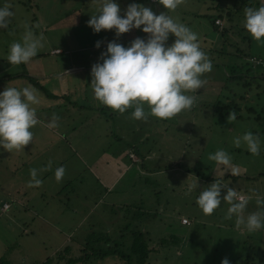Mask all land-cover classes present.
Returning <instances> with one entry per match:
<instances>
[{
  "label": "rangeland",
  "instance_id": "obj_1",
  "mask_svg": "<svg viewBox=\"0 0 264 264\" xmlns=\"http://www.w3.org/2000/svg\"><path fill=\"white\" fill-rule=\"evenodd\" d=\"M81 1L83 0H6L14 15L7 26L12 28L10 32L0 29V51L8 50V46L13 41L21 40L25 25L48 27L47 37L56 42L74 38L73 34L79 29L78 18L84 15L76 13L82 7ZM84 1L86 7L92 8L91 14H95L98 8L96 0ZM3 2L4 0H0V3ZM116 2L121 9L129 3L136 2L149 7L156 14L166 11L158 2L151 0H116ZM260 2L261 0H180L177 9L168 13L196 32L199 41H206L205 46L199 43L200 48L210 61L216 63L212 65L210 72L203 74L202 79L225 81V85L216 92L205 83V86L211 90H205L203 87L188 93L196 97L190 109L161 121L150 115L144 120L133 119L130 115L131 108L124 113L110 110L108 113H111L112 117L96 112L97 117L102 120L96 118L93 125L90 120H85L84 116L78 118L76 133L81 139L87 137L85 141L88 139L90 141L85 143L95 148L88 156L90 162L99 159L102 150L112 145L116 139L127 143L126 147L129 148L142 146V152L148 155L144 164L134 165L130 174L123 176L113 189V195H116L121 188L123 190L124 186L125 188L131 186L132 190L138 189L144 194L142 198L141 194L139 196L138 192L134 191L130 197L127 196L128 203L132 205L130 208H123L118 204L112 206L108 204L107 199L105 200L107 204L94 206L95 196H87L84 189L85 184L92 178L91 174L84 170L86 166L79 159L84 157L77 156L76 150H69L61 138H58L59 143L55 147L47 146L49 144L43 139V136L52 132L47 130L49 128L47 125L41 123L40 120L46 116V112H40V108L45 102L50 105L60 101L55 96H62V92L59 91L62 79L50 78L38 84L31 82L33 84L31 86L37 90L40 98V104L34 106L38 123L31 129L32 142L24 148L11 152L0 149V203L6 198L7 191L14 189L12 193H19L16 201L31 199L36 205L38 201L44 200L47 206L43 211L47 212L48 218L47 223H38L36 219L29 217L33 208L26 202H24L26 205L19 207L16 202L14 203L11 211L15 212V223H8L3 217L5 215L0 211V264H64L66 261L63 259V253L68 247L72 253L65 255L66 259L70 256V258L85 256L81 251L85 248L84 245L88 242L90 234L95 232L108 234V237L104 236L105 239L120 244L122 240L125 243L130 241L129 238H132L131 235L136 230L148 236H145L146 240L150 239L151 253L147 264H219L223 258L230 261L246 257L264 260V232L258 234L259 238L256 237L259 252L257 249L253 252L248 248L240 247L235 242L237 239L222 236L223 231L220 230V226L228 220H223L228 207L226 203L222 201L212 214L204 215L195 204L194 191L185 195L184 190L181 195H175L174 188H170L173 184V187L179 189L178 187L190 183L188 175L184 178L179 169H175L176 164H180L181 169L191 170L193 177L204 174L214 179L216 176L218 179L228 174L225 173L226 169L223 166H217L214 161L208 159L209 153L224 149L231 158V164L238 167L239 174L247 173L246 176L256 177L254 183L251 182L250 185L255 187L257 193L264 194V80L258 77L252 78L264 70L259 67V70L251 72L250 67L254 64L249 63L248 60L249 56H254L264 62V43L252 39L243 28V8L258 7ZM218 15L226 22L231 19L224 34L212 29L210 19ZM49 20L57 27L49 30ZM64 20L67 24H64ZM74 30L76 31L73 32ZM32 31L38 36L43 33L40 29L37 32L33 29ZM98 34L105 36L112 35V32L101 30ZM214 35L219 36V41L216 39L211 43ZM33 65L39 70L46 68V72L51 70L50 64L41 66V61H34ZM13 70L11 71L13 74L20 71L19 68ZM234 72L233 75L244 77L227 79ZM26 85L30 84L24 78L19 82L0 83V90L8 86L19 88ZM73 96L70 94L66 98L72 100ZM213 101L218 102L213 103ZM224 103H229L232 109L229 111L234 114L231 122L226 119L229 111L221 116V111L216 109L222 107ZM69 109H72L71 106ZM215 109L220 113L217 116L214 115ZM85 111L83 110V113ZM101 111L103 112V109ZM145 111H147L146 107ZM88 112L87 115L93 111ZM80 113L82 114L81 111ZM246 131L253 132L259 137L258 155L250 154L243 144L240 147L233 146V137L242 135ZM167 134L170 135L169 138ZM75 143L77 142H73ZM74 147L77 148L75 145ZM86 148L89 147L85 146L83 150ZM35 149L38 151H33ZM49 161L51 167L41 172L40 169ZM126 161L129 163L128 158ZM104 163L100 165L101 170L107 168L108 164ZM110 163L108 166L113 170L111 178L113 180L118 176L119 171H123V166ZM61 165L65 171L61 180L57 182L54 178V170ZM30 168L38 170L37 175L41 180L39 186L28 185ZM136 168L142 171V176L134 173ZM175 175L178 177L174 178ZM112 180H107V183L110 184ZM193 181L198 182L194 178ZM12 200H14L13 195L11 200L7 199L8 202ZM37 206L35 210H41L43 207L41 203ZM16 207H18L17 211ZM256 209L257 205L253 210L248 211L253 212ZM182 217L191 219L192 225L183 226ZM189 223L188 221L184 224ZM25 226L26 231H24ZM261 230L264 231V228ZM121 234L124 239L120 237ZM239 244L243 245L241 242ZM104 245L102 247L107 249ZM109 246L113 247V244L110 243ZM122 249L125 253L128 252L127 246ZM86 251L89 253L91 249L87 248ZM79 264L126 263L118 256L110 255L104 258L92 257Z\"/></svg>",
  "mask_w": 264,
  "mask_h": 264
},
{
  "label": "clouds",
  "instance_id": "obj_2",
  "mask_svg": "<svg viewBox=\"0 0 264 264\" xmlns=\"http://www.w3.org/2000/svg\"><path fill=\"white\" fill-rule=\"evenodd\" d=\"M96 2L98 8L86 22L94 33L113 30L114 35L119 37L138 29L146 36L135 37L127 46L115 40L107 42L106 49L100 52L97 62L90 68L93 98L114 112L124 113L132 108L130 115L136 120L147 119L149 115L170 119L190 109L196 97L188 93L203 88L206 79H202V76L211 71L212 63L200 48L197 33L168 14L177 8L180 0H157L166 10L159 14L136 2L129 3L124 9L116 0ZM13 15L6 0L0 3V29L7 28ZM243 28L252 39L264 43V0L258 7L243 8ZM170 35L174 39L168 43ZM100 45L101 42L96 41L94 46L100 48ZM42 47V34H34L25 25L21 40L13 41L8 46L6 60L10 65L27 64ZM39 104L37 90L31 85L19 88L8 86L0 90V149L18 151L32 142L31 129L38 123L34 106ZM57 119L53 114L48 127H56ZM226 119L231 122L234 114L229 111ZM232 143L235 147L243 144L252 155L259 154L260 139L253 132L246 131L233 137ZM208 159L217 166H223L225 173L231 176L239 174L238 167L231 164V158L224 149L209 153ZM49 167L51 161L40 171ZM64 171L62 165L55 168L54 178L57 182ZM37 172L36 168L29 169V186L41 184ZM197 187L198 182L187 183L185 195L191 194ZM249 199L239 196L234 188L215 176L213 182L200 188L195 204L204 215H210L223 201L228 205L225 219L234 218L235 228L252 233L264 228V199L257 195L256 211L245 215ZM220 264L230 262L223 258Z\"/></svg>",
  "mask_w": 264,
  "mask_h": 264
},
{
  "label": "crops",
  "instance_id": "obj_3",
  "mask_svg": "<svg viewBox=\"0 0 264 264\" xmlns=\"http://www.w3.org/2000/svg\"><path fill=\"white\" fill-rule=\"evenodd\" d=\"M80 3L82 4V7L81 9L76 11V13L84 14V15L82 17L80 16L82 19L78 18L80 22L78 26L79 29L77 28L78 31L77 33L73 34L74 38L72 39L68 38L60 42H56L55 40L53 41L51 40V38L47 37L46 33H47L48 27L45 26L42 28L39 26H34L32 24L30 25V28L33 29L34 31L37 32L40 29V32L41 33L43 32L42 33L43 47L38 50L37 55L33 57L26 64V66L24 64L25 68L23 67V64L10 65L6 60L8 50L5 49L3 51H0V75H1V78H3L2 80H0V83L1 84L9 83V82L14 83V82H19L25 78L27 80V83L31 85L32 84L31 82H33V84L43 83L44 81L49 80L50 78L51 79H62V83L59 86L60 87L59 91L62 92V96H59V97L55 96V98L56 99L59 98L60 101H55L57 103H50V105H47V103L45 102L42 104L40 108V112H46V116L42 117L40 120L41 123L45 124V126L46 125L48 126L49 120L51 119L53 114H55V116L58 117L56 121V127L47 128V130H50V132L52 133H49V134L46 133L47 136H43L44 142H47V144H49L47 146L49 147H55L59 143L57 142L59 141L58 138H61L66 143V146L69 147V150H76L77 156L84 157L83 159L79 157L78 158L86 166L84 170L89 172L91 174L90 177H92L90 179V182H87L85 184L86 186L84 185L85 186L84 189H85L87 196H90V195L95 196L96 201L95 203H93L94 206H98L99 204H103V203L107 204V202H105V200L107 199L109 200L108 204L112 206L118 204V205H121L123 208H130L132 207V205L131 203L130 204L128 203L127 196L130 197L131 194L134 193V191L135 193L138 192L139 196L141 194L142 198H144V194L141 193V191L138 189L132 190L131 186L130 188H125L124 186L123 190L121 188L116 195H113V189L115 187V184L118 181H121L123 179V176L125 175L128 176L130 174L131 170L134 169L133 168L134 165H137L139 163L144 164L147 161L146 157H148V155L142 152V146L137 147L134 145L135 147H131L132 148L131 149L129 147H126L127 143L125 144L123 143L124 141L121 142L119 139H116L112 145L108 146L105 150H102L103 153H101L99 159L97 158L96 160L94 159L92 160V162H90V160L88 159L89 158L88 156L92 154L95 148L91 144L87 145L85 142L90 141V140L88 139L85 141L87 137H85L84 139H81L79 137L80 135L77 134L76 131L78 129L77 126L79 124L77 120L81 116H84L85 120L87 119L90 120L91 125L95 124L96 118L98 120H102L99 117H97L96 112H98L100 115H106V116L110 115L111 117L113 116L111 113H108L111 110L110 108H108L107 106L101 105L97 100L93 98L92 89L90 87L91 65L97 62L100 52L106 49L107 42L115 40L116 42L124 46H127L128 43L135 37L137 36L145 37V35L144 33L140 32L138 29L130 30L127 33L121 34L119 37H116L114 35L113 30H111L112 35L106 34L104 36V35H99L98 33H94L92 29L86 23L87 20L90 18V14L92 13V8L86 7V1L84 0L81 1ZM30 8H31V5H30ZM205 17H207V15H205ZM213 19H221L222 26L215 25L214 27V25L211 23L212 29L216 32H221V33L229 25V22H231V19H228V22H226L222 17H219V15ZM179 20H181V18ZM63 22L64 24H67L65 23V20ZM48 26H49V30H51L54 27H57L53 24V21L51 20L48 21ZM11 29H12L11 27H7L1 30L2 31L8 30L10 32ZM75 31L76 30H74L73 32ZM173 38L174 37L171 36L168 40V43H171ZM216 39L219 41V36L215 37L214 35L211 43H213ZM96 41L101 42L100 48H96L94 46ZM199 43L204 46L206 45V41L200 40ZM34 61H41V66L42 64L43 65L50 64V67H51L50 72H46V68L42 70L36 69L35 66L33 65ZM211 63L212 65H214L216 61H211ZM14 68H19L20 71L18 73L13 74L11 71ZM233 74H235V72L232 73L230 76H235ZM254 76L261 77L262 75L256 74ZM224 82L225 81L223 79H216V80L212 79V80L206 81L207 85L209 87H212L215 90V92L221 89L225 85ZM203 87H204L203 89L205 90L206 89L211 90V88H208L205 85ZM214 90H213V93H214ZM70 94L74 95L72 100H70L69 98H66V96H69ZM214 102H218V101H213V103ZM207 103L208 102H206V104ZM69 106H71L72 108L71 110L69 109ZM102 109H103V112L101 111ZM83 110H86L85 113H83ZM80 111L82 112V114L80 113ZM88 111H93V112L87 115ZM37 113H39L38 110H37ZM59 113L61 114V116H59ZM48 115H51V116L48 117ZM159 121H161V119H159ZM169 136L170 135L167 134V138H169ZM163 138H164V135H163ZM75 141L77 143L73 144V142ZM74 145L77 146V148H75ZM85 146H88L89 148H86L85 150H83ZM33 151L37 152L38 150L35 149ZM37 155H39V152L37 153ZM127 158L129 160V163L128 161H126ZM103 162H105L104 164H108V165L110 162H112L113 165L117 164L116 166H123L122 167L123 171H119L118 176L112 180L111 178H112L113 170L108 165H106L107 166L106 169L104 168L103 170H101L100 165H103ZM179 166L180 164H176L175 169H179L180 173L184 175V178H186V175H188L187 178L190 179V183H195V181L192 182L193 178L194 180L196 179L198 181L197 190L196 189L194 190L195 196L193 197L195 199L199 193L200 188L203 186H206L208 182H206L205 177L201 176L200 174L197 177H193L191 170L183 169V168L181 169L179 168ZM116 171H117V168H116ZM134 173L138 174L139 176L143 175L142 171L139 170L138 168H136V171ZM246 174L247 173H242L236 176H231L230 174H226L218 178V179H221L224 183L229 184L230 187L234 188L237 191L239 196L250 197L248 204L244 210L245 215L249 213L248 210L250 209L253 210V208H255L256 206L255 200H256L257 195H259L261 198L264 199V194H262L261 192L257 193L256 191L255 192L250 191V190H256L254 189L255 188L254 186L250 185L251 182L254 183L256 177L246 176ZM176 175L173 177L174 178L178 177ZM107 180H112V181L110 182V184H108ZM213 181L214 180H211V182ZM236 182L237 183L241 182V184H237ZM94 185H96L97 187H94ZM173 185H170L172 186L170 188L172 189L174 188L173 192L175 195H181L184 192L186 185H183L181 188L178 187L179 189H176V187L175 186L173 187ZM163 187L165 189V186ZM12 191H14V189L9 192L7 191L6 198L4 200L1 199L2 201L0 203L1 214L6 216V217L5 216L3 217L8 220V223H11V222L15 223L16 221V218L14 215L15 212L11 211L12 207H14L15 205L14 204L15 202L18 207L19 205L20 206L26 205L24 203L26 202L28 206H31L33 208V210H31V216L29 217H33L34 219L37 220L38 223L40 222L47 223L48 214L47 212L43 211L44 209H46L47 204H44V200L38 201L36 205L32 203L33 201L31 199L30 200L20 199L19 201L18 200L16 201L17 194L19 196V193H12ZM11 195L14 196V200H12L11 202H8L7 199L11 200ZM12 202L13 204H11ZM39 203H41L43 207H41V210L39 209L35 210L36 208H38L37 205ZM6 204L8 205V208H4ZM18 207H16V211L18 210ZM182 218L188 219L190 222L189 224H183L181 222L182 225L186 227H189L192 225L191 219H189L188 217H182ZM223 220H225V216H223ZM228 220L230 222H228ZM228 220L224 221L226 225L222 224V226H220V230L223 231L222 236L230 237V238L232 237L234 238V240L237 239V241L235 242L238 245H241L239 244L241 242L245 246V248H248L249 250H252L253 252H255V249H257L258 244H259L256 242V237L259 238L258 234H261L264 231L258 230L252 233H248L245 230L237 229L234 227V218L228 219ZM231 222L233 223L232 225L230 224ZM26 230H27V227L24 229V231ZM225 231L227 233H225ZM5 232H7V229L5 230ZM231 243H232V240H231ZM257 251L259 252V249H257Z\"/></svg>",
  "mask_w": 264,
  "mask_h": 264
},
{
  "label": "trees",
  "instance_id": "obj_4",
  "mask_svg": "<svg viewBox=\"0 0 264 264\" xmlns=\"http://www.w3.org/2000/svg\"><path fill=\"white\" fill-rule=\"evenodd\" d=\"M219 17H222V16L219 15ZM216 20L217 19H211V23L214 25V27L216 25V23H215ZM224 31L222 32V34H224ZM237 56H239V53ZM248 58H249L248 59L249 63L254 64L250 67L251 72H252V70H257L259 67H261L264 70V62L262 64L258 65V64H256V62L250 61V59H252V58H256L259 60L260 59L259 57L249 56ZM261 75L262 76L258 77V78L264 80V72H261ZM242 77H244V76H230L227 79H229V80L234 79V78H236V79L241 78L242 79ZM252 78H256V77L254 76ZM2 79L3 78L0 77V80H2ZM228 104L229 103H226V104L224 103L222 107L216 108L217 110L221 111V116L226 114L229 110H232ZM216 109L214 110L215 116L220 114L217 112ZM249 111H251V109ZM200 175L205 177V179H206L205 181L208 182V184H209V182H211V180H214V178H211V177L206 176L204 174H200ZM183 220H182V223H183ZM186 220H187V222L189 221L188 219H186ZM104 236L108 237V234L102 235L100 233L95 232L94 234H92V235L90 234L88 236L89 237L88 242L84 245L85 248H83L85 250L82 249V251H81V252L85 253V256L82 255L80 257H74V258H70L71 257L70 256L68 259H66L65 255L72 253L70 248L68 247L66 249V252L63 253V259H65V261H66V263H64V264H77V263L79 264L81 262H83V263L86 262L87 260L91 259L92 257L93 258H95V257L104 258V257H108L110 255L118 256L126 264H147V262L150 258V253H151V250L149 249L150 239L146 240L145 238L148 236H146L144 233L136 230L131 235L132 238H129V239H131L130 241L128 240L127 243H125L124 240H122V243H120V244L117 242L111 241V240L109 241L108 239H105ZM120 237L122 239H124L122 234L120 235ZM110 243L113 244V247L109 246ZM103 244H105L104 246H107V249H104L102 247ZM127 244H129V245H127ZM125 246H127V248H128L127 253H125L124 252L125 250L122 249ZM239 246L245 248L244 245H239ZM228 247H230V245ZM87 248L91 249V252L87 253V251H86ZM64 256H65V258H64ZM229 262H230V264H257V263L263 264L264 260H262V258L257 260V259L251 258V257H246L245 259L239 258L236 260L235 259L230 260Z\"/></svg>",
  "mask_w": 264,
  "mask_h": 264
},
{
  "label": "built area",
  "instance_id": "obj_5",
  "mask_svg": "<svg viewBox=\"0 0 264 264\" xmlns=\"http://www.w3.org/2000/svg\"><path fill=\"white\" fill-rule=\"evenodd\" d=\"M151 1H152V2H156L157 0H151ZM215 23H216V25H218V26H222V21H221V19H217V20L215 21ZM57 52H59V51H57ZM250 61L256 62V64H258V65H260V64L263 63L261 59L258 60V59H256V58H252V59H250ZM132 157H133V156H132ZM241 197H243V196H241ZM4 208H8V205L6 204ZM183 221H184V223H187V220H186V219H184Z\"/></svg>",
  "mask_w": 264,
  "mask_h": 264
}]
</instances>
